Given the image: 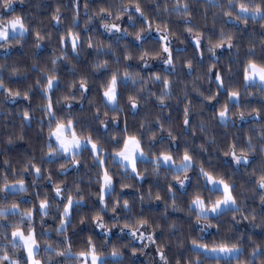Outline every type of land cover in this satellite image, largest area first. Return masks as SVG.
<instances>
[{
    "label": "trees",
    "instance_id": "16d2710c",
    "mask_svg": "<svg viewBox=\"0 0 264 264\" xmlns=\"http://www.w3.org/2000/svg\"><path fill=\"white\" fill-rule=\"evenodd\" d=\"M14 2L17 4L9 15L23 16L26 25L30 28V33L19 44L13 41L10 45L11 50L6 51L4 48H0V65L5 66L0 69V76L4 79L6 87L10 89L23 92L31 87V91L29 92L30 101H26L23 96H20L13 102V100L6 98L0 90V186L3 184L2 178L5 174H7L9 181L21 178L19 175L14 176L13 173L19 174L24 169L27 161L32 158H34L33 162L37 166H42L43 175L38 178L29 170L23 177L29 185L28 191L11 194L6 200L0 199V205L16 203L19 204L21 211L34 209V227L41 242L39 256L41 259L47 260V255L43 252L44 241L47 240L55 245L63 240V236L55 231L59 226V213L55 206L49 209V215L44 216L43 220L35 209H38L39 200L44 199L45 196L53 205L59 203V198H56L53 192V185L59 184L62 188H65V194L71 193L74 199H78L79 195L84 196L81 205H74L71 223L66 233L72 243L73 252L82 250L86 246L88 238L91 237L97 249L106 254L111 252L112 245L120 247L123 253L120 259L123 264H151L143 255L145 248L142 252L139 251L142 243L119 232H113L109 236H105L91 222L90 217L100 207L96 195L99 185L96 182L98 169L94 167L92 158L87 151L78 156L80 165L78 167L68 166L66 173H61L60 169V165L66 163L63 159L58 158L51 164L42 163L41 161V157L47 152L48 117L41 111V105L46 101L41 95V89L36 87L37 79L41 78V72L37 69H51L53 67L51 64L52 58L61 54L59 38L66 34L69 29L80 33L81 47L79 48L78 58L70 52L69 48V59L56 65L57 72L55 75L59 78V86L54 90L52 98L53 101L59 100L60 104L55 105V107L63 105V97L70 92H74L77 99L72 102L74 105L72 109L73 117L85 124L91 122L94 129L93 135L100 137V142L107 151L112 150L109 141L110 136L123 134L121 130L124 128L125 119L130 133L139 134L143 131L145 149L149 146L147 141L151 135L156 134V145L153 149L156 153L167 150V135L168 131L171 130L178 140V144L172 146L174 152L178 148L179 154L182 155L184 149L188 148L197 162H204L206 168L209 166L216 167L218 174H226L230 177L235 184L234 194L241 202L242 209H246L245 215L253 212L256 215L255 225L257 226H254L251 217L249 220H240L239 223H236L232 220L233 213L229 212L218 219H211L210 231L202 234L194 213L189 215L187 210L189 199L197 184L195 172L190 171L188 173L192 177V182L187 189V194H184L183 190L176 193L178 209L173 210L170 207L172 198L168 195L166 187L167 183L173 180L171 172L162 168L158 176L153 175L151 163H139L138 170L144 173V180L127 179L122 175L123 169L112 163L109 158L106 167L110 169V174L113 175L115 182V192L112 194L113 200L116 197H119L121 202L123 199L129 200L133 214L129 219H134L142 214L144 218L149 220L153 228L157 224L160 225L159 228L155 229L156 244L153 245L156 249L158 246L164 248L169 264H176V260H180L181 264H187L189 259L195 257L196 253L192 251V239H198L199 242L208 243L211 246L213 242H220L221 240L234 241L242 235L244 252L239 257L241 264L251 258L250 254L253 246L264 247V225L261 224V220H264V206L260 204V192L255 184L256 177L253 175L255 171L258 176L261 169H264V151H261L262 146H264V91H261L258 86H250L245 90L242 76L243 64L248 59L250 49L253 50L257 60H264V28L261 27L264 21L253 22L249 20L247 25L243 22L226 23L227 18L223 17L222 10L219 7H213V0H180L181 4H188L191 13V26L204 34V40L202 41L204 56L201 60L194 44L191 42L192 38L185 31L187 26L183 22V16L171 11L177 0H140L146 16L152 21L153 29L157 24L167 22L170 30L176 34L175 41L182 46V48L174 49L175 71L169 72L167 67L163 65L151 69H143L140 65V51L158 48L156 37L153 35L144 43L143 49L137 46L134 33L142 26L140 18H135L136 28H132L128 24L127 15L124 16L122 21H119L121 27L127 28L130 35L118 42L116 36L105 32L102 27L104 21L95 13L101 7L112 6L114 8L120 0H79V26L76 28H73L72 25L76 0H14ZM215 2L226 4L227 0H215ZM85 4H87V11L85 10ZM165 6H167L168 11H165ZM57 7H59L61 13L59 25L52 19ZM0 12H4V10L0 9ZM89 17L92 19L89 20ZM108 22H111V20ZM86 27L87 30H85ZM221 29L231 31L234 34L235 47L232 49L226 48L219 52L218 57L213 58L212 54L207 51V42L209 38L213 41L218 39ZM37 30L46 37L41 42L40 48L35 46V32ZM88 37H92L93 43L101 42L105 48L111 45V51L115 53V56L97 54L94 49H89L87 46ZM126 45L128 46L127 50L134 57L129 62L130 66L125 64L122 58ZM181 49L183 51H176ZM116 56L121 58L119 64L115 62ZM104 60L109 62L110 70L119 68L121 73L127 68L131 72H140V75L145 79L153 73L167 76L171 81V98L164 102L167 107H160L156 98L160 95L163 87L159 81L144 85L146 91L142 93H138L141 84L137 83L133 86L129 82L126 87L120 90L119 106L122 111L118 113L119 124L115 128L109 124L107 131L102 128L95 130L98 122L93 120L92 117L96 107H90L89 101L100 107L101 115L104 111H107L103 106L102 89L99 85L110 72L96 71L92 65ZM188 60H192L193 63L191 72L188 71L186 66ZM33 65L36 66L35 69ZM212 65H215L213 72H221L229 90L235 87L241 92L239 107L234 104L230 105V122L227 126L220 124L218 118H216V112L227 100L225 90L220 89L217 99L212 101L204 99L205 96L212 95L217 91L214 78L210 82L206 75L208 68ZM13 67L19 69L16 74L11 72ZM229 68H231V73L228 71ZM82 76L87 77L90 87V91L87 93L88 98L85 100H81L78 91L71 87L73 82L78 84ZM185 93H187V98H185ZM200 93H203V95ZM129 95L137 96L138 107L135 113L130 109ZM189 101L192 103L191 127L185 129L183 126V109ZM245 109L248 111L257 109L260 115L257 118L246 115L244 120H239L232 115V113L244 111ZM25 110H28L32 117L30 124L25 123L23 120ZM64 111L67 112L68 110L64 109ZM57 115L59 116L61 113L58 112ZM111 115L113 113L110 112ZM41 121H43V124ZM202 121L205 126L203 132L200 131ZM232 121L235 123H232ZM141 124L144 125L143 129H141ZM160 124L164 127L163 132L159 131ZM21 135L23 139H18L17 137ZM9 137L12 138V143H9ZM212 139H215V144L210 143ZM249 139H251V143L255 148V152L250 155V164L240 167L230 164L227 157L223 156L227 146L236 143L238 148H247ZM201 145L204 146L203 149ZM208 161L211 162L210 165L207 163ZM145 169H147L146 172ZM49 173L52 177L51 182L47 179ZM122 182L133 186L122 190ZM76 185H79V193L76 191ZM149 190H151L153 197L159 192L162 199L160 201L149 200ZM34 193H39V197ZM140 196L144 197L143 202L140 201ZM106 201H108L107 196ZM108 202L109 210L106 214L101 213V215L104 216L105 223L111 226L114 221L111 219L113 215L111 201ZM62 208L63 205L60 204L61 211ZM120 215L123 217L124 214L120 213ZM236 216L239 220L240 214L236 213ZM81 218H85L86 222L80 223ZM19 220V215L7 217L8 223H17ZM3 222L0 221V223ZM124 222L125 219L122 218L119 221L120 226ZM170 224H174L175 227L169 228ZM7 231L10 233L11 229H7ZM41 232H47V235L43 236ZM3 243V239L0 238V247L3 246ZM133 248L138 249L135 255L132 254ZM18 255H23L22 249ZM201 258L204 259L203 254ZM53 259L57 261V264H67V261L62 257H53ZM109 259L113 258L109 257ZM220 259L221 264H224L225 258ZM259 259L257 257V264H259ZM214 260L215 257L207 256L205 264H214ZM232 264H237L235 257L232 258Z\"/></svg>",
    "mask_w": 264,
    "mask_h": 264
},
{
    "label": "snow or ice",
    "instance_id": "6c2138e0",
    "mask_svg": "<svg viewBox=\"0 0 264 264\" xmlns=\"http://www.w3.org/2000/svg\"><path fill=\"white\" fill-rule=\"evenodd\" d=\"M14 0H0V9L5 10V14L0 15V48H4L7 51V47L11 45L13 41L19 44L21 40L30 33V28L25 23V18L21 15H9L13 10ZM213 7H219L222 10L223 17H226L227 22L236 24L243 22L247 25L249 20L253 22L264 21V0H227L226 4H218L213 0ZM85 10L87 11V4H85ZM165 11H168L165 6ZM171 11H174L177 15L183 16L186 33L192 38L191 42L194 44L195 50L202 60L204 53L202 51V41L204 40V34L192 25L191 13L187 3L181 4L180 0H177L176 5ZM99 16L104 23L102 24L105 32L117 37V42L130 35L127 28H122L121 23L124 16L127 15L128 24L132 28H136L135 18L142 20V26L135 31V41L137 46L143 49L144 43L152 38L153 32L156 35V49H145L139 53L140 65L143 69H151V61L157 60L162 62L167 67L169 72L175 71V58L174 49L172 47L173 38L176 36L169 28L167 22L157 24L153 29L152 21L146 16L140 0H120L119 4L114 8L109 6L107 8L101 7L98 12L95 13ZM79 16V0H76L75 15L73 17V28L78 27ZM52 19L59 25L61 20V13L59 7H57ZM92 18L89 17V20ZM111 20V22H108ZM264 28V24H261ZM87 30V27L85 28ZM117 34H120L117 36ZM45 35H42L39 30L35 32V46L41 47V42L45 40ZM50 38V35H49ZM59 43L61 45L60 55L55 56L51 60V69H37L41 72V78L37 79L36 87L41 89V95L46 103L41 105V111L48 117L47 119V138L46 147L47 152L41 157V161L49 164L54 163L56 159H63L66 163L60 165L61 173H66L68 166L78 167L80 160L78 156L84 152H88L92 158L93 165L98 169L96 173V182L99 185L97 195L99 210L90 217L94 227L101 229L105 236H108L112 228L119 227L121 232L127 231L128 235L133 240H139L142 242V246L139 251H143V248H147L150 244H156V228L160 225H155V228L149 223V220L144 218L141 214L134 219L132 217V206L128 199H123L121 202L119 197L114 200L112 194L115 192L114 178L110 174V169L106 167V164L111 159V162L117 164L123 169L122 175L127 179H134L137 181L144 180V173L138 170L139 163H151L153 175H159L160 170L163 168L173 174V180L167 183V193L172 198L170 207L173 210L178 209L176 203V193L183 190L184 194H187V189L191 185L192 177L188 175L190 171L195 172L197 176V184L195 190L192 192L188 202L187 210L189 215H195L196 222L203 225L201 232L205 231L210 226L211 219H218L219 217L226 215L227 213H233L232 220L239 223L240 220H249L255 225L256 215L250 213L245 215L246 209H242L241 202L238 201L237 195L234 194L235 184L231 181L230 177L226 174H218L216 167H205L204 162H197L194 155L188 148H185L183 154H179V149L173 150V145L178 144L177 136L173 134L171 130L168 131V148L158 153L153 149L156 145V134L153 133L147 143L148 148L145 149L144 133L141 131L139 134L129 132L127 120L124 121V128L121 130L123 133L111 135L109 141L112 145V150L107 151L100 142L99 136L93 135V128L91 122L88 124L73 117L72 109L74 107L73 101L77 99L74 92H70L63 97L64 104L60 107L55 105L60 104V101H53L52 94L54 90L59 86V78L55 75L57 72L56 65L62 61L69 59L68 52L79 57V48L81 47L80 33L69 29L66 34L60 36ZM88 48L94 49L97 54L113 55L115 53L111 51V45L105 48L101 42L93 43L92 37H88ZM127 45L122 54V58L125 64L129 65V62L134 58L132 53L127 50ZM235 47L234 34L231 31H225L223 29L219 32V38L213 41L211 38L207 42V51L212 54L213 58H216L217 49H232ZM177 52L183 51L176 50ZM121 58L115 57V62L119 64ZM187 69L189 72L193 70L192 60L187 61ZM5 66L0 65V69ZM96 71L103 70L105 73H109L106 78L99 85L102 89L101 99L104 102V111L101 115L100 107L95 106L92 101H89L90 107H96V111L93 114L92 119L97 121L95 130L109 129V124L115 128L120 118L118 113L122 111L120 108V90L126 87L130 82L133 86L137 83L141 84V88L138 93L146 91L144 85L149 82L155 83L159 81L163 87L161 93L157 96L160 107H167L164 103L165 100L171 98V81L167 76L159 73H153L145 79L140 75V72H131L127 68L121 73L119 68L109 69V62L107 60L94 63L92 65ZM35 69L36 66L33 65ZM215 65L208 68L206 73L209 81L214 78L217 91L212 95L205 96L204 99L212 101L217 99L220 94V89H224L226 92L227 100L216 112V118H218L220 124L227 126L230 122V105L234 104L237 107L240 105L241 92L238 88L233 87L229 90L226 87L225 79L220 71L213 72ZM19 69L13 67L11 69L12 74H16ZM231 73V68L228 69ZM242 76L244 82V88L247 90L250 86H258L261 91H264V60H257L254 56L252 49L249 50L248 59L243 64ZM46 81V82H42ZM72 88L78 91L80 99H87V93L90 91L87 77L82 76L79 83L73 82ZM0 90L6 98L13 100L17 97L23 96L24 100L30 101L28 90L23 92L19 90H13L6 87L4 79L0 76ZM198 91V89H197ZM155 95L154 93H150ZM203 95V93H200ZM187 98V93H185ZM128 101L130 109L135 113L138 107L137 96L129 95ZM82 107V106H81ZM64 109L68 111L65 112ZM191 111L192 103L189 101L183 109V126L185 129L191 127ZM61 115H57V113ZM110 112L113 115L110 116ZM233 116L239 120H244L246 115L259 117L260 113L257 109L248 111H237L232 113ZM31 115L28 110L23 112V120L25 123L31 122ZM43 124V121H41ZM159 123V121H157ZM232 123H235L232 121ZM144 125L141 124V129ZM43 131V129H41ZM159 131L163 132L164 127L160 124ZM200 131H205L203 121L200 124ZM23 139V136L17 137ZM215 139H212L210 143L215 144ZM9 143H12V138L9 137ZM203 149L204 146L201 145ZM206 151V149H205ZM261 151H264L262 146ZM255 152V148L251 143V139L248 140L247 148H238L236 143H232L227 146V149L223 152L224 157L229 158V163L240 167L242 165L250 164V155ZM33 159H29L24 169L19 173H13L14 176L19 175L21 178L8 180L7 174L3 176V184L0 186V199H7L11 194L25 193L28 191L29 185L23 178L25 173L31 170L36 177H42V166H37L33 162ZM209 165L210 161L207 162ZM198 169V171H197ZM147 169H145V172ZM255 178L256 187L259 189V201L264 206V169H261L260 174L257 176L255 171L253 172ZM202 178V179H201ZM47 179L51 182V173L48 174ZM133 185L127 183H121V189L131 188ZM76 191L79 193V185H76ZM53 192L56 198H59V203L53 205L49 202L47 196L44 199L39 200L38 209H35L43 220L44 216L49 215V209L53 206L57 208L59 213V227L55 229L57 233L63 236V240L55 245L44 241L43 252L47 255V260L38 259L41 253V242L38 239L36 229L34 227V209L20 210L19 204L12 203L11 205H0V238L3 239V246L0 247V264H57V261L53 257H62L67 264H123L120 259L123 255L120 247L112 245L110 253H104L97 249L96 244L91 237L86 241V246L78 251L73 252L72 243L69 237L66 235L69 224L71 223L72 213L74 205L79 206L84 201V196L79 195L78 199H74L71 193L65 194V188H62L59 184L53 185ZM39 197V193H34ZM111 201V212L113 213L111 219L114 223L109 226L104 221V216L101 213H107L109 210V202ZM143 202L144 197H139ZM148 199H155L160 201L162 199L159 192L153 194L151 190L148 192ZM66 200V203H65ZM60 204L63 205L62 211L60 210ZM167 207V205H166ZM123 213V217L120 215ZM236 213L240 214L239 220ZM19 215L20 220L17 223H8V216ZM166 215V214H165ZM124 218L125 222L120 226L119 221ZM26 222V223H25ZM85 218H81L80 223H85ZM261 224L264 225V220H261ZM174 224H170L169 228H174ZM7 229H11L10 233ZM151 229V230H149ZM41 235L46 236L47 232H41ZM147 241L148 243H143ZM254 243V242H253ZM192 251L196 253L195 257L189 259L187 264H205L207 254L211 253L215 256L214 264H221L220 257H224V264H232V258L235 257L237 264H241L239 257L244 252L243 236L241 235L234 241L221 240L220 242H213L211 246L208 243L199 242L198 239L191 240ZM127 247V245H125ZM23 250V255H18L20 250ZM138 249L133 248L132 254L135 255ZM161 264H169V260L162 246H158L156 249ZM204 256V259L201 256ZM109 257L113 259H109ZM249 259L245 260L243 264H257V257H259V264H264V247L255 245L252 247V252ZM176 264H181L180 260H176Z\"/></svg>",
    "mask_w": 264,
    "mask_h": 264
},
{
    "label": "rangeland",
    "instance_id": "374dc122",
    "mask_svg": "<svg viewBox=\"0 0 264 264\" xmlns=\"http://www.w3.org/2000/svg\"><path fill=\"white\" fill-rule=\"evenodd\" d=\"M16 2H14L13 3V8L16 6ZM5 13V10H4V12H0V15L1 14H4ZM109 34V33H108ZM120 34H117V36H119ZM153 36H155L156 37V35H155V33L153 32V34H152ZM0 42H2V41H0ZM172 47H173V49H179V48H182V46L181 45H178V43L175 41V39L173 38V41H172ZM224 49H226V48H224ZM224 49H217L216 50V57H218V55H219V52H221V51H223ZM9 50H11V46H8L7 47V51H9ZM158 65H163L162 64V62H160V61H157V60H153V61H151V68L152 67H155V66H158ZM164 66V65H163ZM166 67V66H165ZM227 159L229 160V158L227 157ZM189 175V174H188ZM190 176V175H189ZM59 227V226H58ZM199 227L201 228V227H203V225H201V224H199ZM99 229V228H98ZM103 234H104V232L101 230V229H99ZM208 231H210V227H207V229L205 230V231H203L202 232V234H205L206 232H208ZM113 232H119L120 234H122V235H128V233H127V231H125V232H121L120 230H119V228L117 227V228H114V230H112L111 231V233L110 234H112ZM109 234V235H110ZM105 235V234H104ZM108 235V236H109ZM137 242H139V243H142L141 241H139V240H136ZM145 243H148L147 241H144ZM143 255H144V257L145 258H147V260L151 263V264H161V261H160V258H159V255H158V253H157V251H156V248L154 247V245L153 244H150L149 243V246L147 247V248H145V250H144V253H143ZM207 256H210V257H215L213 254H211V253H209V254H207ZM38 259H41L40 257H37ZM220 258H224V257H220ZM234 258V257H233Z\"/></svg>",
    "mask_w": 264,
    "mask_h": 264
}]
</instances>
